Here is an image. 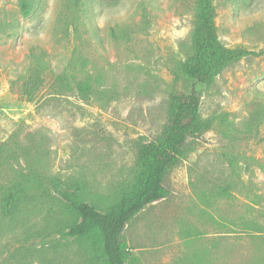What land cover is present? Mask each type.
Listing matches in <instances>:
<instances>
[{
	"label": "rangeland",
	"instance_id": "374dc122",
	"mask_svg": "<svg viewBox=\"0 0 264 264\" xmlns=\"http://www.w3.org/2000/svg\"><path fill=\"white\" fill-rule=\"evenodd\" d=\"M29 2L23 18L18 0H0V143L21 120L25 130L47 129L48 151L30 152L34 170L103 209L134 182L135 145L162 131L175 73L191 53L195 0H81L76 11L72 0ZM214 5L223 45L264 50V0ZM35 58L42 86L28 103L22 92ZM57 75L68 84L62 96L53 95ZM80 81L86 100L74 87ZM199 89L209 128L166 173L169 197L126 225L132 264H264V55ZM51 194L29 213L27 232L17 225L0 234V264H103L87 240H26L42 225L70 222Z\"/></svg>",
	"mask_w": 264,
	"mask_h": 264
},
{
	"label": "trees",
	"instance_id": "16d2710c",
	"mask_svg": "<svg viewBox=\"0 0 264 264\" xmlns=\"http://www.w3.org/2000/svg\"><path fill=\"white\" fill-rule=\"evenodd\" d=\"M72 1V9L76 11L81 0ZM18 7L23 18L30 16L29 0H18ZM215 18L214 0H195L191 53L175 73L162 131L157 137L135 145V180L103 209L87 202L80 189H62L55 179L43 178L35 171L30 164V152L48 151L49 131L44 128L28 131L25 121L16 122V129L0 143V161L14 169L13 175L6 176L0 165V234L10 232L17 225L27 232L29 213L39 212L41 204L38 203L50 199L53 192L64 202L71 215L70 222L64 228L57 220L42 225L26 233V240L38 239L42 245H50L53 235L87 240L103 264H132L129 248L122 240L126 225L147 206L169 197L164 185L166 173L182 157L188 141L200 137L209 128L200 115L199 87L210 85L233 63L264 55V50L253 52L223 45L217 36ZM111 35L116 37L113 30ZM42 70V60L35 58L34 74L25 82L22 92L28 103H35L34 94L42 86ZM55 82L53 95L62 96V89L68 87L65 76H55ZM74 87L83 100L89 98L86 81L75 82Z\"/></svg>",
	"mask_w": 264,
	"mask_h": 264
}]
</instances>
